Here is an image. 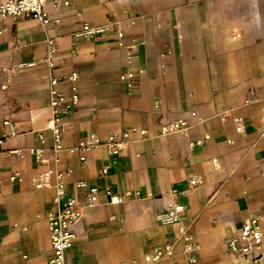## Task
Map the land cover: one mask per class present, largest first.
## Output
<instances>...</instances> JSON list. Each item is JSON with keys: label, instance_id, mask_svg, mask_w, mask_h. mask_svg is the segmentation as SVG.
Masks as SVG:
<instances>
[{"label": "crops", "instance_id": "1", "mask_svg": "<svg viewBox=\"0 0 264 264\" xmlns=\"http://www.w3.org/2000/svg\"><path fill=\"white\" fill-rule=\"evenodd\" d=\"M69 1L47 3L48 24L0 19V264H50L58 174L65 199L84 202L98 189L66 264H147L166 246L173 255L162 264H192V254L196 264H258L228 242L243 222L264 224V45L252 11L262 0ZM85 23L105 31L76 36ZM72 72L79 102L59 109L55 151L49 78ZM59 89L70 96L68 82ZM161 117L186 121L187 135H161ZM123 131L130 142L118 157L71 151L92 134ZM48 171L51 186L37 188ZM169 203L186 207L180 222L160 220Z\"/></svg>", "mask_w": 264, "mask_h": 264}, {"label": "built area", "instance_id": "2", "mask_svg": "<svg viewBox=\"0 0 264 264\" xmlns=\"http://www.w3.org/2000/svg\"><path fill=\"white\" fill-rule=\"evenodd\" d=\"M48 2H52L54 6L63 3L68 6L69 0H0V19L7 17L13 18H34L42 24L50 22V15L46 10ZM104 27H91L88 23L83 25L82 30L76 36H92L104 32ZM56 48H52L51 54L44 60L49 69H54L53 53ZM132 73L122 76V80L128 82L132 77ZM79 75L77 72H72L67 76H51L49 78V92H50V106L56 116L52 120L51 129L54 132L56 144L55 151L62 148L61 145V125H59L60 108L63 107L64 112L74 108L79 102V93L77 82ZM68 82L70 89V96L68 97L63 91L59 89V85L63 82ZM8 123V122H5ZM161 135L168 134H183L187 135L190 128L189 124L184 120H173L167 117H161L159 120ZM135 131V129H133ZM15 134L11 130V136ZM141 135H145L146 131L141 130ZM7 135L0 133V144L6 141ZM130 142V131H123L121 133H113L106 138L92 134L90 137L79 143L78 146L71 149V151H85L87 149H106L112 156L118 157L122 150H124ZM194 144L193 142L191 143ZM198 144V142L196 143ZM81 160L86 158L81 156ZM46 162L47 160H43ZM68 173H71L68 171ZM51 171L45 173L43 177L36 179L35 186L37 188L50 187L51 183L49 176ZM62 174L57 175V183L55 185L57 195L55 202L60 203L59 208L49 214L48 229L51 242L52 255L50 264H66L65 256L67 250L72 247L76 241V226L83 217L84 209L93 207L98 200V189L91 187L84 202L76 198L65 199V184L62 180ZM192 187L198 185V180L195 177L190 179ZM110 193V191H108ZM139 194V193H136ZM112 203H119L118 196L111 197ZM186 214V207L183 204L169 203L166 211L160 215V220L165 224H173L180 222ZM183 232V229H181ZM186 241L188 238L185 237ZM264 239V224L256 218H251L241 224L238 233L235 237L229 240V251L235 255L245 258L252 263L260 264V260L264 258L262 251V243ZM186 251L192 253L194 247L187 243ZM173 251L171 246H166L164 249H155L145 256L147 264H162L163 260L171 257ZM197 259L195 254L190 257V263L196 264Z\"/></svg>", "mask_w": 264, "mask_h": 264}, {"label": "rangeland", "instance_id": "3", "mask_svg": "<svg viewBox=\"0 0 264 264\" xmlns=\"http://www.w3.org/2000/svg\"><path fill=\"white\" fill-rule=\"evenodd\" d=\"M252 11L255 12L258 15V17H259L258 18V24H259V28H261L260 32H263L262 35H259V36L256 37L257 44L264 45V0H262L260 3L256 4L254 6V9H252ZM212 70L214 71V74H217L216 69H212ZM257 72L260 75H262V74L264 75V68L257 69ZM222 74H224L225 76L230 77V76H232L234 74H237V71H234V69H232V68H225L224 71H222Z\"/></svg>", "mask_w": 264, "mask_h": 264}]
</instances>
